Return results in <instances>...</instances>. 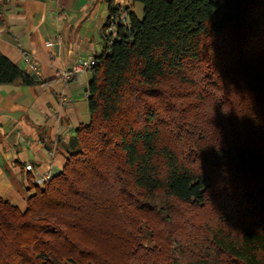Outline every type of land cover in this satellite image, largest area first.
<instances>
[{"label": "trees", "instance_id": "1", "mask_svg": "<svg viewBox=\"0 0 264 264\" xmlns=\"http://www.w3.org/2000/svg\"><path fill=\"white\" fill-rule=\"evenodd\" d=\"M136 1H108L62 171L0 198V264H264V0Z\"/></svg>", "mask_w": 264, "mask_h": 264}, {"label": "crops", "instance_id": "2", "mask_svg": "<svg viewBox=\"0 0 264 264\" xmlns=\"http://www.w3.org/2000/svg\"><path fill=\"white\" fill-rule=\"evenodd\" d=\"M108 1L0 0V53L37 82L0 86V198L21 211L34 193L31 179L58 175L65 146L89 122L90 71L66 82L62 75L77 59L101 54ZM110 1L142 17L136 0Z\"/></svg>", "mask_w": 264, "mask_h": 264}, {"label": "built area", "instance_id": "3", "mask_svg": "<svg viewBox=\"0 0 264 264\" xmlns=\"http://www.w3.org/2000/svg\"><path fill=\"white\" fill-rule=\"evenodd\" d=\"M127 13L125 11L121 12L120 14V22L126 23L127 22ZM115 31V25L111 22L110 28L108 29V32H114ZM46 46H51L50 43L46 44ZM25 63L28 65V67L36 71L37 67L36 65L31 61L29 58L24 59ZM97 64V61L95 57H91L88 59H77L70 69L62 75V79L66 81H71L77 74L84 71H90L95 65ZM50 174H44L42 176L36 175L31 179V184L33 187L36 188H42L46 182H48L51 179Z\"/></svg>", "mask_w": 264, "mask_h": 264}, {"label": "rangeland", "instance_id": "4", "mask_svg": "<svg viewBox=\"0 0 264 264\" xmlns=\"http://www.w3.org/2000/svg\"><path fill=\"white\" fill-rule=\"evenodd\" d=\"M144 234H145V232H144ZM145 236H147V235L145 234ZM141 241H142V244L144 246H146V247L152 246L151 242L149 241V238L148 239H145V240L142 239Z\"/></svg>", "mask_w": 264, "mask_h": 264}]
</instances>
